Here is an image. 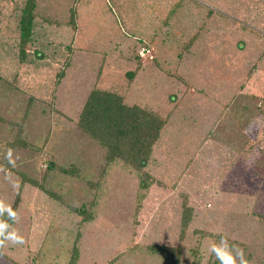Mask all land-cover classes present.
Here are the masks:
<instances>
[{
    "label": "rangeland",
    "instance_id": "374dc122",
    "mask_svg": "<svg viewBox=\"0 0 264 264\" xmlns=\"http://www.w3.org/2000/svg\"><path fill=\"white\" fill-rule=\"evenodd\" d=\"M26 1L0 0V208L18 197L9 235L23 241L7 239L0 264H173L153 249L178 245L180 264H206L211 244L196 230L235 241L224 255L234 264H264V174L244 156L230 168L242 142L219 119L238 94L248 111L264 98V0H35L31 62H21ZM94 88L169 115L147 191L120 167L106 173L78 128ZM263 130L255 120L250 143ZM184 200L193 213L180 241Z\"/></svg>",
    "mask_w": 264,
    "mask_h": 264
},
{
    "label": "trees",
    "instance_id": "16d2710c",
    "mask_svg": "<svg viewBox=\"0 0 264 264\" xmlns=\"http://www.w3.org/2000/svg\"><path fill=\"white\" fill-rule=\"evenodd\" d=\"M35 7V0H27L26 5L19 16L18 26L20 34L18 40V58L21 62H31V60L28 59L27 48L31 43L34 21L36 19L34 13ZM35 56L39 58L38 55ZM136 59L138 58L136 57ZM259 59L258 61H260L261 64L264 61V48L263 52L259 55ZM257 64L259 65V62L254 64V66ZM138 70L139 68L134 72L127 74L129 81H132L135 78L137 72H139ZM250 72H253V70ZM252 74L253 73L250 75ZM250 75L248 76L250 77ZM238 96L239 94L236 97H233L228 104L223 106L220 115L221 117H219V119H221L224 115L226 119L229 118L225 123V126H228L227 132H229V134L234 133L231 136L232 140L239 138L238 140H241L242 142L240 150L243 149V151H240L239 149L236 150L240 157L235 159L234 156L229 165L230 168H234L236 161H242L244 156L246 157L244 158L245 162H251V164H248L250 165V168L248 169L249 171L251 170L253 172L254 168H257L261 174H264V130L256 145L250 143L252 140L249 135V131L251 126L253 127L255 124V120H261L264 124V98L260 99L258 109L255 111H248L246 106H243L238 102L240 100L238 99ZM125 99V95L116 90L94 88L88 95L79 112L77 126L104 152L103 167L105 168L104 171L106 173L116 166L120 167L135 175L138 180L139 190L145 192L154 184L153 178L145 171V168L150 160L153 147L159 141L161 132L168 122L169 115L159 114L145 106L129 104ZM21 145L25 146L24 143H12L8 144L7 148L11 150L15 147H21ZM239 152H244L245 154L243 153V155H240ZM2 167H9L7 154H5ZM48 168L49 170L56 168L59 172L67 174L73 172L71 169L57 167L51 163ZM101 173V176L104 175L103 172ZM26 181L27 179L23 177V182ZM29 183L33 185L37 184L30 180ZM48 194L53 197V193L51 194L49 192ZM140 201L141 198H139L138 204H140ZM17 209L18 197H16L9 210H3L0 208V241H3V244L0 245V255H2L7 240L6 238L15 223ZM192 213L193 211L188 205L187 200H184L182 202L180 241H183L184 234H186L188 227L191 225ZM80 214H85L86 216V210L83 208V210L80 211ZM89 218V216H86V218L83 219V222L89 221ZM194 232L199 234V245L202 241V244L207 242L206 245L209 246L208 242L210 241V256L208 257L206 264H223L225 259L224 255L229 256L231 248L233 245L236 246L237 244L235 241L230 242L228 240L229 243L227 246L225 244L226 238L220 233H212L205 230H196ZM213 249H215V251ZM153 250L154 252L157 251V253L161 252L164 256H169L168 253L172 254V257H174L172 261L173 264H180V245L174 249L162 246L154 248ZM200 260L201 259H199V261ZM76 262L77 259L72 257L68 264H76Z\"/></svg>",
    "mask_w": 264,
    "mask_h": 264
},
{
    "label": "clouds",
    "instance_id": "9594fccd",
    "mask_svg": "<svg viewBox=\"0 0 264 264\" xmlns=\"http://www.w3.org/2000/svg\"><path fill=\"white\" fill-rule=\"evenodd\" d=\"M11 214L14 215L13 213ZM6 239H12L13 242H21V243L23 242L22 238L15 236L14 234H10L9 237H7ZM2 244H3V241H0V245ZM213 250L215 251V249ZM218 256H219V253H218ZM223 264H234V261L230 257H227L224 259ZM241 264H246V262L243 261V259H241Z\"/></svg>",
    "mask_w": 264,
    "mask_h": 264
}]
</instances>
